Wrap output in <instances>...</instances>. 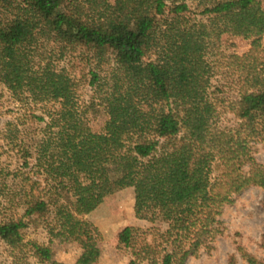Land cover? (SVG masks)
Instances as JSON below:
<instances>
[{
  "label": "trees",
  "instance_id": "trees-1",
  "mask_svg": "<svg viewBox=\"0 0 264 264\" xmlns=\"http://www.w3.org/2000/svg\"><path fill=\"white\" fill-rule=\"evenodd\" d=\"M190 2L200 19H188ZM263 34L264 0H0V83L16 97L59 104L45 128L51 135L24 155L35 159L44 189L0 167L13 186L0 243L24 264H63L52 242L72 240L84 248L75 264H97L102 237L84 217L133 188L136 217L159 216L168 248L160 255L146 245L128 264H185L232 194L264 189L248 141L264 125V66L235 57L245 89L232 104L235 125L224 127L207 60L223 41H249L255 52ZM78 52L86 67L94 63L88 104L78 99L77 65L55 64ZM40 224L49 244L26 241ZM135 232L125 227L118 243L133 247Z\"/></svg>",
  "mask_w": 264,
  "mask_h": 264
},
{
  "label": "rangeland",
  "instance_id": "rangeland-1",
  "mask_svg": "<svg viewBox=\"0 0 264 264\" xmlns=\"http://www.w3.org/2000/svg\"><path fill=\"white\" fill-rule=\"evenodd\" d=\"M189 6L191 12L187 14L188 19H200L197 14L200 10L196 8V4L190 2ZM47 47L49 50L55 48L53 45ZM247 54L251 56L246 62L252 63L256 60L259 66L262 64L259 69L263 68L264 34L261 47L255 52L250 48L249 41L237 40L235 46H232L231 42L223 41L211 48L207 55V60L213 68L209 93L218 107L224 127L235 125L232 104L245 89L243 81L246 74L243 68L235 63V57L245 58ZM70 62H73L74 66L77 65L74 75L79 83V102L88 104L95 96L87 83L90 79L88 72L93 69L94 63L90 61L86 67L85 57L82 58L78 52L75 55L69 54L62 62L55 61V64L69 67ZM110 67L106 65L103 69L108 72ZM58 111V103L35 102L27 95L16 97L0 83V167L16 171L26 188L31 182H35L36 193L44 189V177L38 172L35 159L26 160L24 155L30 146L36 147L37 141L51 135L53 128L47 133L45 128L51 123V117H57ZM99 122L101 120H96V128L99 127ZM248 141L252 155L264 166V125L259 126L258 134L248 138ZM25 162L28 163L27 167H24ZM247 170L248 167L243 168L244 172ZM216 176L217 174H214L213 179ZM26 178L29 179L28 183L24 182ZM12 188L9 179H0V221L13 213L10 202ZM134 205V189L127 188L107 196L94 212L84 217L98 228L102 237L101 254L97 264H128L133 253L141 252L146 245L153 247L160 255L168 248L164 237L168 225L159 216L153 219H138ZM217 211L214 213L216 222L204 229V234L199 238L201 245L186 259L185 264H249L250 258H253L256 264H264V189L251 186L232 194L230 202L222 205ZM128 226L136 229L131 248L120 245L117 238ZM25 240L49 244L50 236L45 224L33 225L26 230ZM52 246L55 261L63 264H75L84 250L82 245L72 240H54ZM28 263L37 264L31 258H28ZM0 264L24 263L15 257L5 244L0 243Z\"/></svg>",
  "mask_w": 264,
  "mask_h": 264
}]
</instances>
